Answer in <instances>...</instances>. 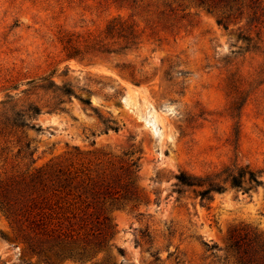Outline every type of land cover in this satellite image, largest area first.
<instances>
[{
  "label": "rangeland",
  "instance_id": "374dc122",
  "mask_svg": "<svg viewBox=\"0 0 264 264\" xmlns=\"http://www.w3.org/2000/svg\"><path fill=\"white\" fill-rule=\"evenodd\" d=\"M248 4L0 0V264H237L232 230L264 236V184L207 204L176 186L233 161L264 181V0ZM115 17L138 49L68 59ZM42 78L73 88L63 111Z\"/></svg>",
  "mask_w": 264,
  "mask_h": 264
},
{
  "label": "trees",
  "instance_id": "16d2710c",
  "mask_svg": "<svg viewBox=\"0 0 264 264\" xmlns=\"http://www.w3.org/2000/svg\"><path fill=\"white\" fill-rule=\"evenodd\" d=\"M229 0H197L200 6L213 10L224 2ZM248 7L253 10L252 19L257 17L258 10L256 4L258 0H249ZM247 6V5H246ZM225 17L218 19V23L228 27L224 20ZM141 43V33L137 25L128 19L123 17L112 18L105 29L102 31L100 38L94 39L91 42L80 44L72 43V40H68V59L77 58L80 56V60H84L86 55L92 52H98L102 54L122 55L127 51L136 50ZM130 65H125L123 69H130ZM174 65L170 66L173 69ZM122 69V71H123ZM121 71V72H122ZM126 73V78L130 77V81L136 85H141L144 80L137 78L134 71L122 72ZM183 75V71L178 72ZM169 75V72H166ZM42 84L34 85L35 89H40L45 92L52 90L54 93L53 99L55 102L50 105L51 110L63 111L62 105L65 103L63 97H70L74 95L72 87L64 86L59 87L48 78H42ZM81 102L86 106H91L90 99H84L80 97ZM7 101H4L6 104ZM27 111V112H26ZM26 111H23L29 119L35 118L41 114L42 108L39 105L30 103ZM13 125L23 126L27 123L13 122ZM106 130L112 129L114 131L119 130V126L114 120H106ZM32 125V128H35ZM238 134V133H237ZM25 149L28 150V155L32 158L35 150L29 152L31 149L30 143L25 145ZM34 162V161H33ZM138 168V159L132 161V165ZM137 171V169H136ZM176 186L185 189H191L196 198H200L202 204H207L213 200L215 193H223L228 189H235L242 191L243 193H249L252 190L258 188L264 184L262 180V172L254 169L249 164H242L237 161L225 164L222 168L213 172H206L204 174H195L186 170H181L176 175ZM179 193H182L179 190ZM107 219V218H106ZM229 250L234 254L237 264H264V236L261 233L252 232L246 228L234 229L230 234Z\"/></svg>",
  "mask_w": 264,
  "mask_h": 264
}]
</instances>
